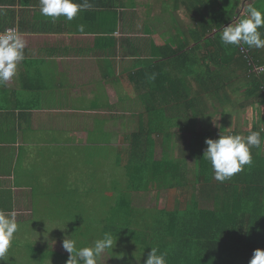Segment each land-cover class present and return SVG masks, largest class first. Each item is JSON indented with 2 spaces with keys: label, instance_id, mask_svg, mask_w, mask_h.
Returning <instances> with one entry per match:
<instances>
[{
  "label": "crops",
  "instance_id": "0c3cea01",
  "mask_svg": "<svg viewBox=\"0 0 264 264\" xmlns=\"http://www.w3.org/2000/svg\"><path fill=\"white\" fill-rule=\"evenodd\" d=\"M89 2L91 8L67 21L63 16L53 20L41 15L39 0H0V32L16 29L25 40L23 61L15 75L0 84V210L15 211L19 224L7 261L0 264H46L41 258H32L36 244L43 249L46 245L53 248L47 264H66L70 254L61 248L63 242L57 241V247L46 239L57 235L63 241L67 236L63 223L68 217L74 222L67 212V202L69 198L77 202L71 193L127 190L128 179L118 181L114 172L117 167L125 168L117 162L118 144L144 136L141 119L147 110L144 100L149 92L148 80L155 81L162 75L158 66L164 61V45H185L189 49L194 45L190 31L195 22L186 8L189 0ZM80 24L85 26L83 32L78 30ZM203 53L204 49H200L194 54ZM194 61L188 59V64ZM238 70L235 63L211 69L217 80L224 82L219 92L223 117L244 101L240 95L245 94L246 86H242V79L234 81ZM204 73V77H211L209 72ZM152 84L158 90L163 87L158 82ZM233 95L241 98L236 104L231 100ZM240 108L253 123L255 107ZM212 116L213 113L208 118ZM244 122L245 119L243 125ZM186 128L175 124L154 134L155 157L156 148L164 142H176L180 150L187 138L192 142V137H188L191 132L182 133ZM244 129L231 132L244 136ZM208 132L212 131L205 134ZM212 135L215 136L213 132ZM84 155L86 160L82 159ZM185 159L189 167L188 157ZM93 163L99 169H91L89 179L79 178L87 170L84 167ZM109 169L111 173L106 172ZM181 169L178 171L184 174ZM96 171L98 179L94 178ZM190 177L188 173L186 183L194 191L196 186ZM96 183L105 186L96 188ZM167 188L164 182H153L151 187L131 196L136 206L159 210ZM138 200L148 204L137 205ZM58 206L61 210H54ZM51 223L61 224L62 228L50 230L45 224ZM16 254L25 259L10 258Z\"/></svg>",
  "mask_w": 264,
  "mask_h": 264
},
{
  "label": "trees",
  "instance_id": "16d2710c",
  "mask_svg": "<svg viewBox=\"0 0 264 264\" xmlns=\"http://www.w3.org/2000/svg\"><path fill=\"white\" fill-rule=\"evenodd\" d=\"M250 1L189 0L186 8L195 22L190 31L193 47L189 49L183 44L173 47L171 43L164 45L162 66L155 65L162 68L159 73L163 76L154 78L155 81L148 80L150 87L144 100L147 110L141 119L144 136H135L133 142L118 144L117 162L126 169L127 190H114L111 205L108 196H102L100 205L101 210L105 205L108 207L107 211L117 224L116 227L106 224L103 228L105 232L122 238L117 246L129 243L131 249L130 243H133L136 249H140L128 251L131 255L125 254L126 257L117 254L119 263L131 262L140 251L145 252L144 262L151 247L155 246L168 252V264H248L254 249H264V143L261 149H251V165L244 166L243 171L221 183L213 178L211 164L203 158L206 138L217 137L212 132H195L197 136L192 137L193 141L189 144L193 151H198L193 153L198 164L195 180L201 183L200 193L213 200L211 208H203L196 192L189 198L186 156L179 164L170 156L156 159L153 139L154 134L162 133L175 124L180 128L193 127L198 116L206 112V97L218 96L224 83L213 75V67L223 69L225 65L235 63L245 70L246 62L243 55H239L238 47L225 46L220 36L223 27L238 22L246 13L250 4L247 2ZM252 5L264 10V0ZM259 31L264 33V28ZM200 49H204L203 55L196 56L194 53ZM249 49L258 65H264V49ZM188 59L195 61L189 65ZM206 71L211 74L210 78L204 77V72L208 74ZM245 79V96L240 107L264 106V72ZM152 82L163 85L162 89H155ZM262 123L261 118H254L251 131H259L263 142ZM180 167L184 174L178 171ZM178 178L182 181L179 182ZM158 181L168 186L167 195L161 199V209L136 206L131 194L143 191ZM77 205V212H72L71 216L78 230L75 233L82 236L79 231L84 228L81 224L86 222L84 215L86 220L89 219V207L83 203L81 211L80 205ZM92 207L96 211V205ZM96 218L94 221L101 222L100 218ZM92 228L90 224L86 230L91 231Z\"/></svg>",
  "mask_w": 264,
  "mask_h": 264
},
{
  "label": "clouds",
  "instance_id": "9594fccd",
  "mask_svg": "<svg viewBox=\"0 0 264 264\" xmlns=\"http://www.w3.org/2000/svg\"><path fill=\"white\" fill-rule=\"evenodd\" d=\"M39 4L41 15L53 20L63 16L67 21H72L79 12L92 7L89 0H83V3H78L77 0H39ZM77 27L81 32L85 29L83 24ZM261 28H264V10L249 4L246 13L238 22L223 27L220 36L225 46L238 47L239 55H243L246 62L244 76L248 78H250L247 75L249 61L252 60L258 65V62L251 57L249 48L264 49V33L259 31ZM243 47L248 51L249 57H246ZM24 49L25 40L20 33L12 29L0 33V84H4L15 75L19 62L24 59ZM237 66L243 72V68L238 64ZM205 143L207 147L203 158L210 162L213 178L223 183L243 171L244 166L251 165V149L253 147L261 149L264 142L259 131H251L246 137L220 133L219 138H206ZM18 230L17 213L0 210V261H7L6 256ZM116 243L117 236L111 232L102 233L89 245L83 247H77V242L71 236H66L63 240V248L70 254L66 264H99L104 253L112 251ZM167 256V251H161L158 246L151 247L143 264H168ZM136 259L139 261L140 258L136 257ZM248 264H264V249H254Z\"/></svg>",
  "mask_w": 264,
  "mask_h": 264
},
{
  "label": "rangeland",
  "instance_id": "374dc122",
  "mask_svg": "<svg viewBox=\"0 0 264 264\" xmlns=\"http://www.w3.org/2000/svg\"><path fill=\"white\" fill-rule=\"evenodd\" d=\"M257 1L258 0H254V1L251 0L250 2H247V3L254 4ZM236 79H238L239 82H241V79H242V82H243L242 86H245V82L246 81L244 82V79H245L244 71H243V73H242L241 69L238 70V71H235L234 72V81H237ZM218 96L219 97L210 95V97H206V101H207L206 112L204 114L198 116L197 121L194 122L193 127H191V128L187 127L186 129H182V133L187 134L186 132H188V133L191 132V133H189L191 135L188 136V137H194V136H197L196 133H206L208 130H211L214 133V135L219 138V134L220 133H228L231 130H234V129L239 130V129H242L243 127H245L246 129L241 130V132L247 131V133L244 135L245 137L248 135L249 131L251 132V130H252L251 129L252 128V124H251L252 118L251 117H247V115H246L247 112L246 111H241L240 110L241 108L238 107V105H236L233 110L229 111L226 114V116L223 117L222 114H221V112H222L221 109L222 108H221V104H220V97L222 96L221 93H219ZM240 96L244 97L245 95H243V96L240 95ZM231 100L233 101L234 104H236L237 102H239V100H241V98H238L235 95H233L231 97ZM225 103H227V102H225ZM213 104H214L215 108L213 107ZM229 107H233V106L229 103ZM248 112H251V108L249 109ZM212 113H213V116L209 119L208 117ZM253 116H255V118H261L262 122H263L262 125L264 124V108L263 107H261L260 105H256L255 109L253 110ZM244 119H245V122H244L245 126L243 125V120ZM221 127L223 128V131L220 130ZM189 144H191V141L187 138L186 142L183 143V145H182L183 146V150H180V148L178 147V144L176 142L174 144H172L171 142H169V143L164 142L163 144H161L160 146H158L156 148V157L158 159H162L164 156H170V157L173 158L174 161H177L178 164H179L180 161L185 156H187L188 160H189V167H188V161H186V164H187V167H188L187 171H188V173H190V176H191L190 180H192L194 185H196V190L195 191H191V187L189 186V190H188L189 191V193H188L189 194V198H191L193 193L196 192L197 196L200 198L201 206L203 208H211L213 206V200L211 198L207 199V197H205L204 194L200 193L199 190L201 189V183H198L195 180V178L197 177L196 176V172H197L198 164H197V159L195 158L196 155L193 154V153H197L198 151L197 152L193 151V148H190ZM206 147H207V145L205 146V149H206ZM65 152L66 151H64L63 153H65ZM79 152L80 151L77 152V156L78 157H79ZM63 153H62V155L64 156ZM70 154H71L70 151H68V157L67 158H69ZM263 154H264V151H263ZM191 155H194L195 157H193ZM180 157H181V159H180ZM86 158H87L86 155H84L82 159L86 160ZM63 161H65V160H63ZM112 162H113V159H112ZM84 168H86L87 170H83L78 175V177L79 178L80 177H86V178L89 179L90 175H91V169H93V170L94 169H99V165L97 163H93V165L88 164L87 167L85 166ZM114 169L115 168H113L111 170H114ZM111 170L110 169L106 170V172L110 171V173H111ZM114 172L117 173L116 179L118 181H120V179L122 181L128 179V176H127L125 168L117 167L114 170ZM97 173H98V171H96V175H94V178L98 179L99 177H98ZM104 177H109V176L108 175H104ZM95 185H97L96 188H101V187L104 188V186H105L104 183H102V184L96 183ZM101 190L100 191H78V192H72L71 193V197L74 200H77V202H73L71 200V198H69V201L67 202V204L69 206L67 208V212L69 214L72 213V212H77L76 211L77 207H75L77 204L80 205L81 211L84 208L83 205L81 206V204L85 203L86 207H89L88 208L89 209L88 210L89 219L86 220V217L84 215V218H85L86 222L84 224H81L84 228L82 229V231H79V232L83 233L82 236H79V233H75V231L78 232V230H76L75 227H73L74 222L72 223L71 218L69 219V217H68L67 221L65 223H63V226L66 228V230L63 229V233L65 235H67V236H71V238L74 239L77 242V247L87 246L94 239H96L100 235H102V233L105 232L103 228H104V226L106 224L114 225L115 227L117 226L116 222L114 221L112 216L109 214L110 212L107 211L108 207L105 205L104 209L101 210V208H100V205H102L101 203H102V200H103L102 196H105V197L108 196L109 205L112 204V200L111 199H112L113 191H110V190L109 191H105V190L101 191ZM72 195H75V197H73ZM146 201L150 202V200H146ZM147 204L148 203H145L142 200H138L137 201V205H147ZM94 205H96V208H97L96 211L94 209H91V208H93L92 206H94ZM54 210L60 211L61 208H59V206H58V207H55ZM70 216H71V214H70ZM96 217L100 218L101 222L100 221L96 222V220L94 221V219H97ZM90 221H93V222L90 223ZM90 224H91V226L93 228L91 229V231H88V230H86V228L89 227ZM45 225H46V227L48 229L50 228V230L52 228H55V227L62 228L61 224H58V223L57 224L51 223V224H45ZM24 231H27V230H23L22 232H24ZM54 236H55V238L46 239V241H52L54 246L58 247L57 241H61V242H63V241L62 240H58L57 235H54ZM118 240L122 241V238H118L117 237V242H118ZM119 244L117 246V243H116V246L112 250L113 252L112 251H109V253L105 252L103 257L100 259V263L101 264H111V263L117 264V263H119L117 261L118 258H116L117 254H120L122 257H126V256H128V254L131 255V253L128 252V251L136 252V251L140 250L139 248L136 249V247H134L132 245L133 243H130L131 249L128 247L129 243L121 244V245H119ZM124 247H126V248H125V250H123V252L118 251L119 248H124ZM61 248L63 250H65L63 248V244H61ZM61 248H59V249H61ZM20 249H21V252H23L24 247H22ZM52 249L47 248V245L43 249V248H41V246L39 247L36 244V250L34 251V253L32 252V258H34V259L41 258L42 260L46 261V264H47L49 262L50 257H51V255L49 253L52 254ZM125 254H127V255L125 256ZM19 256H21V254L10 255V258L13 259V258L16 257L18 259ZM23 256H21V257H23ZM144 256H145V252L140 251V252L136 253V257L138 259L140 258L139 261H137L136 257H134L132 259V261L129 262V263H119V264H142ZM35 263H37V262H35ZM6 264H8V263H6Z\"/></svg>",
  "mask_w": 264,
  "mask_h": 264
},
{
  "label": "built area",
  "instance_id": "2783aa9c",
  "mask_svg": "<svg viewBox=\"0 0 264 264\" xmlns=\"http://www.w3.org/2000/svg\"><path fill=\"white\" fill-rule=\"evenodd\" d=\"M12 30L17 31L16 29H12ZM0 33H3V32H0ZM242 50H243L244 53H246V57H249L248 51L244 47L242 48ZM263 72H264V66L257 65L252 60L249 61V68L247 70V75L248 76H251L253 74H257L258 75V74H261Z\"/></svg>",
  "mask_w": 264,
  "mask_h": 264
}]
</instances>
